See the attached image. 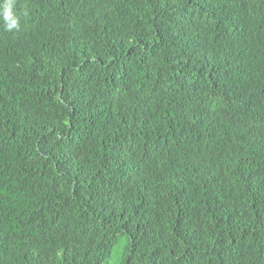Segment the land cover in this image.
Masks as SVG:
<instances>
[{
  "label": "trees",
  "instance_id": "16d2710c",
  "mask_svg": "<svg viewBox=\"0 0 264 264\" xmlns=\"http://www.w3.org/2000/svg\"><path fill=\"white\" fill-rule=\"evenodd\" d=\"M12 11L0 264H264V0Z\"/></svg>",
  "mask_w": 264,
  "mask_h": 264
},
{
  "label": "clouds",
  "instance_id": "9594fccd",
  "mask_svg": "<svg viewBox=\"0 0 264 264\" xmlns=\"http://www.w3.org/2000/svg\"><path fill=\"white\" fill-rule=\"evenodd\" d=\"M12 3L13 0H7L3 5L2 11H0V17L4 20L6 29L9 31L17 26V20L12 11Z\"/></svg>",
  "mask_w": 264,
  "mask_h": 264
}]
</instances>
